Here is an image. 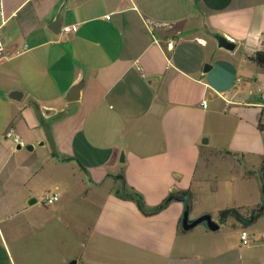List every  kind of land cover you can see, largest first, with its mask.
<instances>
[{"label": "crops", "instance_id": "crops-1", "mask_svg": "<svg viewBox=\"0 0 264 264\" xmlns=\"http://www.w3.org/2000/svg\"><path fill=\"white\" fill-rule=\"evenodd\" d=\"M0 40V264H264L246 221L182 232V201L119 196L189 191L191 213L216 159L235 206L262 202L239 197L264 163V0H0Z\"/></svg>", "mask_w": 264, "mask_h": 264}, {"label": "rangeland", "instance_id": "rangeland-1", "mask_svg": "<svg viewBox=\"0 0 264 264\" xmlns=\"http://www.w3.org/2000/svg\"><path fill=\"white\" fill-rule=\"evenodd\" d=\"M22 148H24V150H27L26 149L27 147H25L24 144L22 145ZM26 152H31V151H26ZM212 163H213L212 170H210L211 180H209L208 184H206L205 186L203 185L204 186L203 190H201V193H199L196 196V198L193 200L194 210L191 213L189 212L190 219H193L194 215L196 214V211L201 209L202 207H207L209 211H211L210 214L211 217H215V216L217 217L216 210L218 209H222L225 207H238L234 205L235 197L233 194L236 192L233 189L231 180L227 179L229 177V170H231L234 167V163H231L230 161L223 162L216 159H213ZM251 175L253 176V179H250L251 181L248 179L244 181L245 183L249 182V184L246 185L247 187H245V190L247 189L248 191L247 194L240 195L239 203H242V201H246V200L249 201V203H252V201L257 202L261 200V193L259 189H257L256 187V181L258 182L257 179L259 172L254 170L253 173H251ZM84 182H86V180ZM45 188L46 186L40 187L39 191L37 192L35 196L37 199L36 202L37 204L44 205L42 199L44 197L43 195L47 191L45 190ZM241 190L243 189H241L240 187V191ZM251 205L244 206L241 209H243V211H246ZM212 211H216V212H212ZM231 220H233V218L229 219V221ZM226 224L228 225L229 222L227 221ZM244 229L249 234H254V236L259 237L260 235L264 234V217H262L258 221H253L246 224V227Z\"/></svg>", "mask_w": 264, "mask_h": 264}, {"label": "trees", "instance_id": "trees-1", "mask_svg": "<svg viewBox=\"0 0 264 264\" xmlns=\"http://www.w3.org/2000/svg\"><path fill=\"white\" fill-rule=\"evenodd\" d=\"M254 61L258 66L264 67V51H258L254 55ZM258 128L262 129L264 128V123H259ZM250 174L253 173V171L249 172ZM259 185H260V192L262 195V202L257 205L256 209L253 210V213L251 216H246L245 212H242V209L240 207H226L217 212V221L218 223H223L226 221L229 217H234L238 221H246L247 223L253 222L259 215L264 213V163H262L261 166V172L258 175ZM190 192L189 191H181L179 193H171L169 194L159 205H157L152 212H147L145 209V204L137 192H135L132 188L123 187L120 193L121 198H129L136 202L138 207L142 212L145 214L148 213H155L162 209L164 205L172 198H176L183 202L184 206L189 207L190 209ZM180 231L184 232V230L181 228V220H180Z\"/></svg>", "mask_w": 264, "mask_h": 264}, {"label": "water", "instance_id": "water-1", "mask_svg": "<svg viewBox=\"0 0 264 264\" xmlns=\"http://www.w3.org/2000/svg\"><path fill=\"white\" fill-rule=\"evenodd\" d=\"M216 38H217L219 46L225 47L227 49L234 48V42L227 39L226 37L216 35ZM79 85L80 84H77L72 90L79 88ZM27 148L30 149L31 146H28ZM34 201H35V198H32L28 202L33 203ZM189 211L190 209L188 205L184 206L182 217H181V228L183 230H189L199 224L204 225L206 228L212 231H215L220 227L219 223L216 220H214L209 213H204V214H201L200 216L190 219ZM68 264H76V259L71 260Z\"/></svg>", "mask_w": 264, "mask_h": 264}, {"label": "built area", "instance_id": "built-area-1", "mask_svg": "<svg viewBox=\"0 0 264 264\" xmlns=\"http://www.w3.org/2000/svg\"><path fill=\"white\" fill-rule=\"evenodd\" d=\"M77 30V25L76 24H71V25H63L61 27V32L63 34H70L72 32H75ZM3 45L2 42L0 40V60L3 58ZM202 105L205 107L206 106V101L204 100L202 102ZM7 136L12 137L13 140L17 143H22V140L20 138V136L18 135V133H16L14 128H9L7 130ZM58 198L57 194H46L43 197V203L46 205H49L51 203H53L54 201H56ZM262 237H264V234H262ZM240 238H241V243L243 245H248L252 242L253 239V235L249 234L246 230H242L241 234H240Z\"/></svg>", "mask_w": 264, "mask_h": 264}]
</instances>
